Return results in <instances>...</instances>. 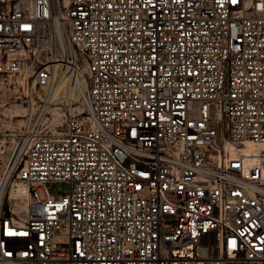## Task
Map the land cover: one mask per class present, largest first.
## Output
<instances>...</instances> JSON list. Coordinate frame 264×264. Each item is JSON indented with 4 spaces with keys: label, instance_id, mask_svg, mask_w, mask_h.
<instances>
[{
    "label": "built area",
    "instance_id": "obj_1",
    "mask_svg": "<svg viewBox=\"0 0 264 264\" xmlns=\"http://www.w3.org/2000/svg\"><path fill=\"white\" fill-rule=\"evenodd\" d=\"M0 264H264V0H0Z\"/></svg>",
    "mask_w": 264,
    "mask_h": 264
},
{
    "label": "bare ground",
    "instance_id": "obj_2",
    "mask_svg": "<svg viewBox=\"0 0 264 264\" xmlns=\"http://www.w3.org/2000/svg\"><path fill=\"white\" fill-rule=\"evenodd\" d=\"M77 83L71 76L63 71L59 66H55L53 70L52 83L49 87L50 90V103L55 104L61 98L68 103H75L78 100L80 91L84 89L85 79L82 75L77 76Z\"/></svg>",
    "mask_w": 264,
    "mask_h": 264
},
{
    "label": "rangeland",
    "instance_id": "obj_3",
    "mask_svg": "<svg viewBox=\"0 0 264 264\" xmlns=\"http://www.w3.org/2000/svg\"><path fill=\"white\" fill-rule=\"evenodd\" d=\"M72 106L73 109H77L76 107V102L73 103V102H67L66 100H64L63 98H61L59 100V102L55 103V104H52L51 103V106H52V116L54 118V121H57L59 122L60 121V118H61V112L63 111L64 108H66L67 106ZM13 122L14 123H18L20 122L19 118L16 117V118H13ZM46 191L48 194L52 195V196H57L59 194H63L66 192V184L64 182H50V183H47L46 184ZM37 192H38V195L40 197L43 196V193L41 191V188L38 187L37 188ZM61 238L60 237H55V240H60Z\"/></svg>",
    "mask_w": 264,
    "mask_h": 264
}]
</instances>
